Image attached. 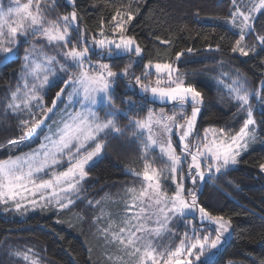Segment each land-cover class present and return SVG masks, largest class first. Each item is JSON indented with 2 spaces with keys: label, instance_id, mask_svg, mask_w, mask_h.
I'll return each mask as SVG.
<instances>
[{
  "label": "snow or ice",
  "instance_id": "snow-or-ice-1",
  "mask_svg": "<svg viewBox=\"0 0 264 264\" xmlns=\"http://www.w3.org/2000/svg\"><path fill=\"white\" fill-rule=\"evenodd\" d=\"M71 3V12L49 19L57 0L51 4L9 0L7 7L0 0V67L21 61L17 84L5 98V112L24 117L17 125L18 138L0 146L5 156L0 158V207L20 215L30 210L59 213L78 200H87L88 207L101 210L92 218L96 237L106 249L115 250L106 254L108 264H219L232 238L233 220L215 214L200 197L210 182L218 188L215 181L235 170L257 140L258 127L264 125V81L260 88L249 89L239 70L234 76L221 71L215 78L217 86L234 102L237 114H244L243 123L235 132L213 126L201 134L204 94L190 80L197 70L180 69L181 64L197 63L201 49L181 48L174 59L169 56L163 62L158 53L157 62L145 63L146 48L128 34L129 25L140 14V0L116 9L109 27L105 29L101 21L98 33L91 35L81 28L75 0ZM259 17H264V0H230L227 16L210 19L223 20L235 30L231 54L250 57L259 55L257 45L264 52V32L257 31L264 22ZM252 36L256 44L249 45L247 38ZM155 41L174 47L172 39L155 36ZM220 50L221 44L213 47L206 40L203 51ZM93 56L98 59L94 61ZM125 59L122 67L116 63ZM218 63L223 68L225 62ZM137 68L142 69L139 74ZM121 85L123 91L118 93ZM157 102L178 110L169 115L148 107ZM98 109L104 111L103 118ZM145 109L146 115L139 118ZM120 118L127 124L121 126ZM114 140L138 142L142 170L127 172L140 181V187H125L116 201L106 195L93 202L81 196L84 184ZM156 149L162 168L149 155ZM259 170L264 173V163ZM165 185L174 190L169 192ZM108 204L117 205V210L105 214L102 205ZM68 226L74 225L68 222ZM165 238H169L167 244ZM88 251L91 256L92 250ZM10 255L24 264H42L32 248Z\"/></svg>",
  "mask_w": 264,
  "mask_h": 264
},
{
  "label": "trees",
  "instance_id": "trees-1",
  "mask_svg": "<svg viewBox=\"0 0 264 264\" xmlns=\"http://www.w3.org/2000/svg\"><path fill=\"white\" fill-rule=\"evenodd\" d=\"M131 2L132 0H75L76 10L82 17L81 28L86 27L90 35L98 33L99 25L103 21L107 29L116 9L125 8ZM44 3L51 4L52 0H44ZM57 5L49 14V19H54L57 13L72 11L71 0H57ZM135 7L133 4L134 9ZM229 8L230 0H140V14L129 25L128 34L137 37L141 46L147 50L145 63L148 59L157 62L158 53L160 62H163L169 56L174 59L175 51L181 48L191 46L201 49L195 57L197 63L180 65L182 72L187 70L191 73L192 70H197V74L190 76V80L204 94L198 125L200 133L209 126L227 127L233 132L242 126L244 114H237L238 109L234 102L229 99L224 89L217 86L215 78L221 71L234 76L235 70H239L246 77L249 89L260 88L261 81H264V52L259 50V46L257 45L259 55L239 57L238 54H231L230 47L237 38L233 34L235 30L227 27L223 20L210 19L227 16ZM259 18L264 22V17ZM185 28L187 31H181ZM257 31L264 32V28L258 26ZM155 36L172 39L174 47L159 44L155 41ZM221 36L224 37L223 40L220 39ZM206 40L213 47L217 43L221 44V50L210 53L203 51ZM247 42L249 45L256 44L254 36L248 37ZM45 50L51 55L55 54L52 49ZM93 59L98 57L93 56ZM221 60L225 62L223 68L218 63ZM116 63L122 67L127 60ZM20 64L21 61H15L0 67V146L18 138L17 125L24 119L5 112V98L9 90H14L17 84ZM141 70L137 68L136 72L140 73ZM117 91L122 92L123 86ZM127 95H131V92ZM46 100L50 103L49 98L46 97ZM252 103L255 104L256 101L253 100ZM146 113L147 109L140 112L139 118ZM254 115L259 122V112ZM119 123L124 126L127 120L120 118ZM149 155L156 158V167H164L156 150ZM140 156L138 142L112 141L107 153L91 169L90 179L84 184L85 191L81 196L95 202L109 193L111 200L116 201L118 189L121 188L122 194V190L134 180V176L128 174L127 169H142ZM0 158H5L2 151ZM261 163H264V125H259L257 140L243 154L236 169L215 181L219 187H213L211 182L204 187L201 201L211 204L215 214L230 216L233 220L232 238L223 250L219 264H229V261L239 264H264V173L259 170ZM227 181H233L234 184L230 185ZM131 183L135 185L134 181ZM165 187L169 192L174 190L168 185ZM71 209L83 219L69 221L67 215L52 211H34L24 217L11 211H0V264H24L22 260L10 255L12 251L23 248H32L37 252L42 264H108L105 258L107 252L101 242L103 240L98 239L96 232H93L92 218L97 208L88 207L87 200H78ZM57 219L64 223H55ZM68 222L74 226L69 227ZM88 249L92 250L91 256Z\"/></svg>",
  "mask_w": 264,
  "mask_h": 264
},
{
  "label": "rangeland",
  "instance_id": "rangeland-1",
  "mask_svg": "<svg viewBox=\"0 0 264 264\" xmlns=\"http://www.w3.org/2000/svg\"><path fill=\"white\" fill-rule=\"evenodd\" d=\"M22 1H24V2H27V0H21V2ZM3 3H4V0H3ZM8 4H9V0H6V3H4V5H5V7H7L8 6ZM227 26V25H226ZM228 27V26H227ZM233 30V29H232ZM97 38L99 39L100 37H99V35H97ZM53 51V53H54V50H52ZM94 61L95 60H97V59H93ZM104 62H109V61H104ZM137 74H139V73H137ZM149 79L150 80H155V76H150L149 77ZM149 108H153V109H155L156 111H157V113L161 110V109H163L164 111H165V113L166 114H171L172 113V111H177L178 109H173L172 108V106L170 105V104H166V103H163V102H157V103H155V104H150V107ZM98 111V113H99V115L103 118V116H104V111L103 110H100V109H98L97 110ZM188 111H189V113H190V109H188ZM209 127H213V126H209ZM207 128V127H206ZM204 131V130H203ZM203 131L201 132V134H203ZM175 139H176V137H173V140L175 141ZM252 146V145H251ZM250 146V147H251ZM250 147H249V149H250ZM248 149V150H249ZM156 151H157V153H159V150L158 149H156ZM142 170V169H141ZM135 182V186L137 187V188H139L140 187V181L139 180H136L135 178H134V180H132V181H130V184L131 185H133L131 182ZM131 185H129V186H131ZM120 190V191H119ZM118 197H117V195L115 196V198H116V200H119L120 199V194H121V188L120 189H118ZM123 195V190H122V194H121V196ZM107 196H109V193L107 194ZM113 204H108V205H102V207L104 208V211H105V214H107V213H109V212H114V211H116L117 210V208H113ZM122 210V209H121ZM0 211L1 212H4L3 211V208L2 207H0ZM36 211H38V210H36ZM100 208H97V211L94 213V216H96V215H99L100 214ZM9 212V211H8ZM11 212H13V211H11ZM31 212H34V211H32V210H30L28 213H26L25 215H20V214H18V213H15V212H13L15 215H18V216H20V217H24V216H26L27 214H29V213H31ZM47 212H49V211H47ZM59 215H62V214H65V215H67L68 216V220L69 221H71V220H74V222L76 221H80V220H78L77 219V217L79 216L76 212H74V211H72V209L70 208V209H68V210H64V211H62V212H59L58 213ZM92 222H93V219H92ZM99 226H104L103 225V223L101 224V225H99ZM96 228H97V225H94V227H93V232L95 233L96 232ZM183 231H184V229L181 227V228H179L178 229V232H179V234H181L182 235V233H183ZM102 242V246H104V241H101ZM165 244H167L168 242H169V238H165L164 239V241H163ZM176 243H178V239L175 241ZM104 248H105V246H104ZM24 249V248H23ZM23 249H20V250H23ZM106 249V248H105ZM106 252L107 253H109V252H111V253H115V250L114 249H106ZM106 253V254H107ZM233 264H239V263H233Z\"/></svg>",
  "mask_w": 264,
  "mask_h": 264
}]
</instances>
